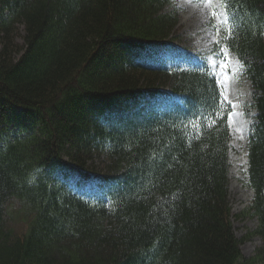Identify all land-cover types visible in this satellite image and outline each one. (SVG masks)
<instances>
[{"label": "trees", "instance_id": "16d2710c", "mask_svg": "<svg viewBox=\"0 0 264 264\" xmlns=\"http://www.w3.org/2000/svg\"><path fill=\"white\" fill-rule=\"evenodd\" d=\"M221 1L216 49L241 60L257 111V256L232 218L233 103L207 60L173 42V0H0V264L264 262V0ZM14 199L25 232L8 224Z\"/></svg>", "mask_w": 264, "mask_h": 264}, {"label": "rangeland", "instance_id": "374dc122", "mask_svg": "<svg viewBox=\"0 0 264 264\" xmlns=\"http://www.w3.org/2000/svg\"><path fill=\"white\" fill-rule=\"evenodd\" d=\"M167 10L176 9L179 21L175 32V44L192 53L204 55L211 64L225 87L228 97L234 102V112L231 115V151H230V201L232 206L233 223L237 237L241 241V249L246 258L256 257L262 245V237L256 232L259 224L258 216L252 209L254 191L248 183V149L247 135L254 121L256 110L252 106V84L244 74L242 63L237 56L228 51H215V44L220 39L225 15L220 0H173ZM19 42L24 41V26L19 25ZM1 49V43H0ZM168 55L167 52H165ZM224 54V55H221ZM20 109L15 108L18 113ZM28 124L29 120L21 116ZM15 129L18 128L14 125ZM97 170L104 166L107 156L95 155ZM77 174L73 172L70 179L74 185ZM83 188L90 191L92 182L84 179ZM8 224L16 232H25L28 225L22 204L14 199L9 204ZM251 264H264L257 259Z\"/></svg>", "mask_w": 264, "mask_h": 264}]
</instances>
